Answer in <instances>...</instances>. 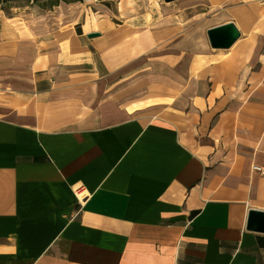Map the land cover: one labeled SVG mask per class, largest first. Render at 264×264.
<instances>
[{"label":"crops","instance_id":"1","mask_svg":"<svg viewBox=\"0 0 264 264\" xmlns=\"http://www.w3.org/2000/svg\"><path fill=\"white\" fill-rule=\"evenodd\" d=\"M84 15L0 9V264H264L246 228L264 211V30L193 59L170 110L133 114L104 78L149 34Z\"/></svg>","mask_w":264,"mask_h":264},{"label":"rangeland","instance_id":"2","mask_svg":"<svg viewBox=\"0 0 264 264\" xmlns=\"http://www.w3.org/2000/svg\"><path fill=\"white\" fill-rule=\"evenodd\" d=\"M120 1L82 0L80 3H69L85 10L82 20L85 26H88L87 22L92 25L95 19L109 18L129 29L134 19L133 26L148 32L149 36L139 43V50L130 53L127 48L130 37L127 36L125 54L121 58L123 62L115 64L104 78L108 94L116 100L130 101L139 106L133 114L153 115L163 109L170 110L173 100L188 93L191 76L197 75L189 69L191 61L198 58V65L201 63H198L200 54L204 52H225L210 49L206 28L234 21L241 30V38L253 34L263 37L264 2L260 0H130L131 9L125 12L119 9ZM54 7L41 9L25 0L0 2V8L6 15L48 11ZM176 23L178 30L172 32L171 26ZM160 28L163 30L162 39L154 36V30ZM6 83L8 78L2 72L0 94L7 92L6 87H2Z\"/></svg>","mask_w":264,"mask_h":264},{"label":"water","instance_id":"3","mask_svg":"<svg viewBox=\"0 0 264 264\" xmlns=\"http://www.w3.org/2000/svg\"><path fill=\"white\" fill-rule=\"evenodd\" d=\"M170 2L173 0H164ZM100 35L99 32H89L87 37H96ZM241 33L233 21H228L222 24L214 25L206 30V36L209 46L213 49H227L230 48ZM246 228L249 230L264 233V211L250 209L248 211V218Z\"/></svg>","mask_w":264,"mask_h":264},{"label":"trees","instance_id":"4","mask_svg":"<svg viewBox=\"0 0 264 264\" xmlns=\"http://www.w3.org/2000/svg\"><path fill=\"white\" fill-rule=\"evenodd\" d=\"M9 0H0V2H6ZM30 3L37 4L41 9H51L52 7L58 5L60 2H76V1H82V0H25ZM3 10V8H0Z\"/></svg>","mask_w":264,"mask_h":264},{"label":"built area","instance_id":"5","mask_svg":"<svg viewBox=\"0 0 264 264\" xmlns=\"http://www.w3.org/2000/svg\"><path fill=\"white\" fill-rule=\"evenodd\" d=\"M261 2H264V0H260ZM251 170L253 172H257L261 175L264 176V164L261 165V164H256V163H253L251 164ZM74 192L76 194V196H83V189L81 188V186H77L75 189H74Z\"/></svg>","mask_w":264,"mask_h":264},{"label":"bare ground","instance_id":"6","mask_svg":"<svg viewBox=\"0 0 264 264\" xmlns=\"http://www.w3.org/2000/svg\"><path fill=\"white\" fill-rule=\"evenodd\" d=\"M131 1L130 0H122L119 2V9L120 11L122 12H125L126 10H129L131 9ZM132 23H134V19H132L131 21ZM133 26V25H132ZM134 28V27H133ZM139 33V29H133L132 30V38L136 39L138 36H136L137 34ZM137 40V39H136ZM130 110H133V109H130Z\"/></svg>","mask_w":264,"mask_h":264}]
</instances>
